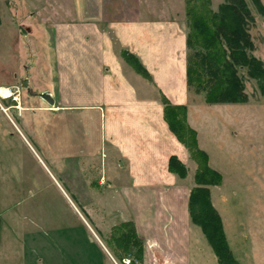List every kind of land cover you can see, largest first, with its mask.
Listing matches in <instances>:
<instances>
[{
  "label": "crops",
  "instance_id": "1",
  "mask_svg": "<svg viewBox=\"0 0 264 264\" xmlns=\"http://www.w3.org/2000/svg\"><path fill=\"white\" fill-rule=\"evenodd\" d=\"M2 2L13 28L38 30L41 42L50 43L49 82L39 92L53 104L40 98L7 107L18 132L23 111H43L45 118L38 135H21L37 148L39 168L0 172V249H8L14 264H218L188 213L196 164L163 119L159 97L186 105L209 164L206 120L197 119L203 110L192 103L186 81L184 0ZM217 136L219 152H226ZM171 155L186 165L185 177L168 170ZM220 185L209 187L210 200L230 245ZM123 222L132 223L139 243L127 252L113 238Z\"/></svg>",
  "mask_w": 264,
  "mask_h": 264
},
{
  "label": "rangeland",
  "instance_id": "2",
  "mask_svg": "<svg viewBox=\"0 0 264 264\" xmlns=\"http://www.w3.org/2000/svg\"><path fill=\"white\" fill-rule=\"evenodd\" d=\"M209 1L210 7L216 10L223 0ZM246 2L253 16L248 27L253 43L249 53L264 63V13L253 0ZM259 2L264 10V0ZM1 9L0 172L13 168H39L38 158L34 155L37 148L28 134L29 144L21 135L23 130L30 132L32 137L38 135V122L41 117L45 118L44 112L23 111L20 121L11 116L20 127L23 119L21 132L15 129L6 114L10 105L41 102L40 97L29 94L21 87V80L28 79L31 92L38 93L44 88L49 82L44 70L48 66L46 62L52 58V50L49 42H41L40 31L21 26L13 28L4 12L2 0ZM239 74L247 95L245 101L220 102L212 106L204 101L202 93H196L192 87L189 91L192 103L203 110L197 111V119L206 120L201 129L202 139L208 143L211 154L209 166L221 176L222 193L219 198L225 208L222 211L229 229L230 245L227 244L237 264H264V92H259L256 80L247 75L246 68L240 69ZM3 87L10 88V94L6 96ZM215 132L228 147L226 152H219L220 143L212 138ZM189 167L191 170L192 166ZM9 256L13 257L8 255L6 247H2L0 264H14Z\"/></svg>",
  "mask_w": 264,
  "mask_h": 264
},
{
  "label": "trees",
  "instance_id": "3",
  "mask_svg": "<svg viewBox=\"0 0 264 264\" xmlns=\"http://www.w3.org/2000/svg\"><path fill=\"white\" fill-rule=\"evenodd\" d=\"M264 13L259 0H253ZM186 33V81L189 88L202 93L207 103L241 102L247 95L239 70L246 68L256 80L260 93L264 92V63L250 54L253 43L248 32L252 13L246 0H223L216 10L209 0H184ZM121 56L137 72L149 77L138 59L127 50ZM163 119L169 129L187 149L196 164L195 185L188 195V213L211 246L218 264H237L223 231L221 218L210 200L209 187L221 181L219 172L209 166L207 153L197 144L196 132L186 119V105L172 104L160 94ZM168 170L185 177L187 167L175 155L168 158ZM113 238L127 252L130 244H139L131 222L113 228Z\"/></svg>",
  "mask_w": 264,
  "mask_h": 264
},
{
  "label": "water",
  "instance_id": "4",
  "mask_svg": "<svg viewBox=\"0 0 264 264\" xmlns=\"http://www.w3.org/2000/svg\"><path fill=\"white\" fill-rule=\"evenodd\" d=\"M21 87L25 88L29 94L37 95L40 98H42L43 100H45L48 104H53V97L49 93H47V92H38V93L31 92L29 89V86H28V79L27 78H23L21 80Z\"/></svg>",
  "mask_w": 264,
  "mask_h": 264
},
{
  "label": "bare ground",
  "instance_id": "5",
  "mask_svg": "<svg viewBox=\"0 0 264 264\" xmlns=\"http://www.w3.org/2000/svg\"><path fill=\"white\" fill-rule=\"evenodd\" d=\"M3 89H4V92H5L6 96H7L8 94H10V90H9L8 88L3 87Z\"/></svg>",
  "mask_w": 264,
  "mask_h": 264
},
{
  "label": "built area",
  "instance_id": "6",
  "mask_svg": "<svg viewBox=\"0 0 264 264\" xmlns=\"http://www.w3.org/2000/svg\"><path fill=\"white\" fill-rule=\"evenodd\" d=\"M10 89V88H9ZM124 264H129V259H124L123 261Z\"/></svg>",
  "mask_w": 264,
  "mask_h": 264
}]
</instances>
